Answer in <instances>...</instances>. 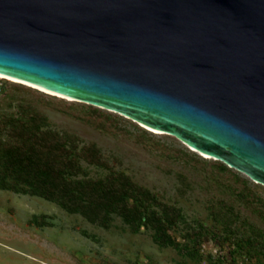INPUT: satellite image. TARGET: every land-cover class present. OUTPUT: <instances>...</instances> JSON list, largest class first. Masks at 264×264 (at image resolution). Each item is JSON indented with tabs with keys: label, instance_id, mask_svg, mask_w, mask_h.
Returning a JSON list of instances; mask_svg holds the SVG:
<instances>
[{
	"label": "water",
	"instance_id": "95a60500",
	"mask_svg": "<svg viewBox=\"0 0 264 264\" xmlns=\"http://www.w3.org/2000/svg\"><path fill=\"white\" fill-rule=\"evenodd\" d=\"M0 75L264 186V0H0Z\"/></svg>",
	"mask_w": 264,
	"mask_h": 264
},
{
	"label": "rangeland",
	"instance_id": "374dc122",
	"mask_svg": "<svg viewBox=\"0 0 264 264\" xmlns=\"http://www.w3.org/2000/svg\"><path fill=\"white\" fill-rule=\"evenodd\" d=\"M0 121L75 144L82 168L75 180L126 175L169 214L178 212L169 234L182 250L158 246L152 229L135 232L116 215L104 228L55 202L0 190V264H264V186L245 174L127 117L4 77ZM0 139V152L16 141ZM88 146L107 168L80 157Z\"/></svg>",
	"mask_w": 264,
	"mask_h": 264
},
{
	"label": "trees",
	"instance_id": "16d2710c",
	"mask_svg": "<svg viewBox=\"0 0 264 264\" xmlns=\"http://www.w3.org/2000/svg\"><path fill=\"white\" fill-rule=\"evenodd\" d=\"M2 135L16 141L0 152V190L55 202L69 214H80L104 228H109L116 215L135 232L141 226L152 229L158 246L182 252L169 234V227L179 219L178 212L169 214L154 196L126 175L110 173L101 180H75L73 177L82 173L74 154L75 144H66L68 140L50 131L25 133L23 123L16 121H0L1 138ZM0 143L4 144V140L0 139ZM81 152L80 157L88 164L108 167L98 148L88 146ZM152 203L161 208L162 215L150 210Z\"/></svg>",
	"mask_w": 264,
	"mask_h": 264
},
{
	"label": "bare ground",
	"instance_id": "6f19581e",
	"mask_svg": "<svg viewBox=\"0 0 264 264\" xmlns=\"http://www.w3.org/2000/svg\"><path fill=\"white\" fill-rule=\"evenodd\" d=\"M0 77H3V76H1L0 75ZM9 79V78H8ZM29 85H31V84H29ZM31 86H33V85H31ZM33 87H36V88H38L39 90H41V91H44V92H48V91H46V90H44V89H42V88H39V87H37V86H33ZM49 93H51V92H49ZM52 94V93H51ZM144 127V126H143Z\"/></svg>",
	"mask_w": 264,
	"mask_h": 264
}]
</instances>
